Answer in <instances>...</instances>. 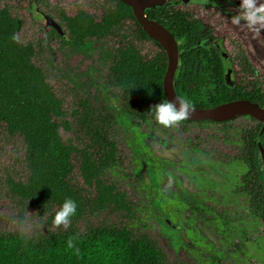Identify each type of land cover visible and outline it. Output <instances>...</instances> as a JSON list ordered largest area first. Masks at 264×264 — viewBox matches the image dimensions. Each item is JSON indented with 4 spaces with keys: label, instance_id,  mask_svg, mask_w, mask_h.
Here are the masks:
<instances>
[{
    "label": "trees",
    "instance_id": "1",
    "mask_svg": "<svg viewBox=\"0 0 264 264\" xmlns=\"http://www.w3.org/2000/svg\"><path fill=\"white\" fill-rule=\"evenodd\" d=\"M111 1L114 6L98 20L83 10L73 17L60 11L68 37H57L79 49L90 40L118 39L102 82L107 102L116 100L120 108L121 116L117 118L77 108L67 114L43 71L33 64V46L17 41L22 21L6 8L0 9V125L9 136L22 140L27 175L25 181H5L6 196L13 206L10 211L14 212L11 223L15 225L0 228V264H169L157 239L149 232L129 227L137 217L136 206L106 178L119 160L111 136L112 123L121 118L136 131L154 123L148 109L166 100L162 81L167 68L165 52L138 25L131 8L118 0ZM173 1L147 10L145 16L181 41V65L173 80L176 96L196 108L235 100L264 108V84L228 88L223 61L205 49L199 38V22L179 17L175 9L168 8ZM127 22L137 28L134 35L125 29ZM145 42L154 43L160 52L150 59L143 58L135 43ZM240 64L255 75L245 57ZM245 118L254 126L239 140L242 149L237 151L236 159L244 164L245 174L238 192L248 197L250 214L264 226V175L258 160L260 147L264 154V132L261 134L259 122ZM203 123L213 124L183 120L177 125ZM60 130L74 134V139L64 141ZM147 158L140 161L141 173L143 167L147 168ZM76 168L78 184L72 181ZM66 198L77 204L67 228L52 223L54 212Z\"/></svg>",
    "mask_w": 264,
    "mask_h": 264
},
{
    "label": "rangeland",
    "instance_id": "2",
    "mask_svg": "<svg viewBox=\"0 0 264 264\" xmlns=\"http://www.w3.org/2000/svg\"><path fill=\"white\" fill-rule=\"evenodd\" d=\"M219 2L225 11L236 14L240 0ZM177 5L178 1H173V7ZM113 6L111 0L0 1V9L6 8L12 17L22 21L17 41L33 46V64L43 71L67 114L77 108L102 116H121L117 101L107 102V90L102 85L118 39L90 40L84 49L64 44L61 39H66L68 32L58 15L62 11L73 17L83 10L98 20ZM188 9L197 12L196 17L205 27L210 22L215 26L230 25L242 35L245 29L248 31L231 25L221 16L222 9L192 5ZM47 16L60 25L64 38H58L45 25ZM125 29L135 32L134 25L128 22ZM219 32L214 37L215 47L229 53L224 43L230 37ZM135 46L146 59L160 52L151 42ZM246 51L258 76L239 71L233 55L224 60L226 76L233 83L250 84L256 79L264 84V30L251 40ZM128 125L121 118L112 123L111 136L119 160L106 178L136 206L137 217L129 227L149 232L157 239L169 264H264V226L250 214L248 198L237 191L245 174V166L236 159L241 148L239 140L254 124L246 118H235L224 126L203 123L164 127L155 121L136 131ZM60 135L64 141L74 139V134L63 130ZM23 155L22 140L9 136L0 125V228L15 225L11 223L14 212L10 211L13 206L6 196L5 181H25ZM144 158L147 168L143 167L141 173L140 161ZM258 160L264 175V155L260 151ZM72 181L80 183L77 168ZM149 200L151 204H147Z\"/></svg>",
    "mask_w": 264,
    "mask_h": 264
},
{
    "label": "water",
    "instance_id": "3",
    "mask_svg": "<svg viewBox=\"0 0 264 264\" xmlns=\"http://www.w3.org/2000/svg\"><path fill=\"white\" fill-rule=\"evenodd\" d=\"M131 8L135 21L148 35L155 41L166 54L167 68L162 81L163 93L166 100L179 99L173 88V80L181 65L180 51L174 37L164 29L156 21L149 20L145 16V12L150 9L165 6L170 0H118ZM181 4L203 5L210 7H220L221 4L213 0H182ZM45 25L56 32L60 38H64L66 34L62 28L51 17L45 18ZM228 88L232 89L234 84L229 78L226 80ZM193 111L185 121L199 123H223L235 118H251L262 124L261 134L264 132V108L259 107L255 103L247 100H235L224 103L212 108H196L192 107ZM260 134V135H261ZM260 152L262 149L260 147Z\"/></svg>",
    "mask_w": 264,
    "mask_h": 264
},
{
    "label": "clouds",
    "instance_id": "4",
    "mask_svg": "<svg viewBox=\"0 0 264 264\" xmlns=\"http://www.w3.org/2000/svg\"><path fill=\"white\" fill-rule=\"evenodd\" d=\"M241 21L243 23L241 24ZM228 22L233 26L247 28L253 35L264 30V0H240L236 6V14L230 16ZM153 119L164 127H172L187 119L193 111L191 102L185 99L162 100L148 109ZM77 204L66 198L52 216L54 225L68 227L69 218L76 212Z\"/></svg>",
    "mask_w": 264,
    "mask_h": 264
},
{
    "label": "flooded vegetation",
    "instance_id": "5",
    "mask_svg": "<svg viewBox=\"0 0 264 264\" xmlns=\"http://www.w3.org/2000/svg\"><path fill=\"white\" fill-rule=\"evenodd\" d=\"M177 1H178L179 5H177L176 7H173V5H170V6H168V8L175 9V11L178 13V16L179 17H181V16L182 17H185V18H187L191 22H199V27H200L199 32H198L199 38L201 40H203V42H204L203 45L205 46V49L212 51V53L214 55H216L218 58H221V60L223 61L224 67H225V77H226V80H227V78H229V76H226V70L227 69H226V65H225L224 60L227 59L229 55H233V59L236 60V62H238L239 71H242L243 73H245L246 75L251 76V77L258 76V72L255 69V67L253 66V64L251 63V61L249 59V56L247 54V51H246V49L249 48V46H250L251 40H256V35H253L251 32H249V30L246 31L245 28H244L245 29V32L242 35L235 28H232L230 25H226V26L225 25L215 26V25H213L212 23L209 22L207 24L211 28H209L208 26L205 27L204 26V22L201 21L200 19H198L196 17V13L197 12H194L192 9H188V5H190V4H181L180 2L182 0H177ZM213 1L220 3L221 6L220 7H210V6H203V5H192V6H195V7L198 6V7H202V8H212V9H215V10L222 9V12H220V14H221V16H223L224 18H226L227 20H229V18H230L231 15L235 14L233 12L232 13H229L228 11H225L223 9L222 2H219V0H213ZM230 7L231 8H234V6H230ZM237 27L239 28V30L242 29V27H239V26H237ZM136 30H137V28L135 27V31ZM51 31H53V30L51 29ZM219 31H221V33H225V35H227L228 37H230V40H228V41L226 40L225 43H224V49H227L229 51V53L226 52V51H224V50L218 51L217 48L215 47L216 38H214V37H215L216 33H220ZM55 34H56V32H55ZM132 35H134V33ZM176 43H177V46H178L181 43V41H176ZM151 44L154 45L155 47H157L154 43L151 42ZM197 44H200V41H198ZM238 44H241L242 47L239 46ZM180 54H181V52H180ZM242 57H245L249 61V64L251 65V67L255 71V75H252L250 73H247L243 69V67L240 64V59ZM254 82L261 83V81L256 80V79L253 80V82H251L250 84H244L241 81L240 82H234V83L232 82V83L234 85H241L242 87L246 88V87H250ZM213 124H219V123H213ZM261 128H262V124H261ZM239 144H240V147H241L242 143L239 142ZM240 149H242V148H240ZM240 183H241V187H242L243 186V183H242L241 179H240ZM238 189H237V191H238ZM238 194H241V193L238 192ZM241 195H243V194H241ZM244 196H246V195H244Z\"/></svg>",
    "mask_w": 264,
    "mask_h": 264
}]
</instances>
